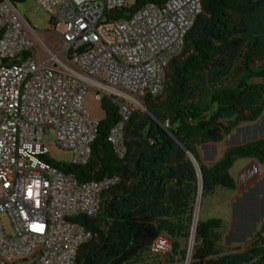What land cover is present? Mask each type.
I'll return each instance as SVG.
<instances>
[{"label":"built area","instance_id":"built-area-1","mask_svg":"<svg viewBox=\"0 0 264 264\" xmlns=\"http://www.w3.org/2000/svg\"><path fill=\"white\" fill-rule=\"evenodd\" d=\"M17 1L0 0V264H75L92 238L75 219L96 216L101 195L120 178L79 183L54 166L43 139L52 133L71 155L62 164L88 163L98 129L85 106L92 88L96 101L109 96L118 107L107 141L122 161L128 103L162 93L202 2H149L112 19L132 0H35L57 29L42 39ZM151 251L165 254L170 242L158 237Z\"/></svg>","mask_w":264,"mask_h":264},{"label":"trees","instance_id":"trees-1","mask_svg":"<svg viewBox=\"0 0 264 264\" xmlns=\"http://www.w3.org/2000/svg\"><path fill=\"white\" fill-rule=\"evenodd\" d=\"M23 1V0H20ZM132 0L110 13L126 19L146 3ZM202 13L186 34L182 58L170 62L161 95L145 96L153 120L134 108L123 130L125 157L118 160L107 141L119 121L109 96L100 99L91 156L84 166L55 163L79 183L118 176L119 183L101 195L96 216L75 222L92 233L77 251L75 264H129L151 251L161 236L170 240L169 263L186 259L198 179L193 164L172 137L196 159L202 197L216 187L235 190L230 169L237 159L264 164V138L230 147L210 164L200 161L197 147L221 142L239 124L256 121L264 111V0H201ZM180 54V55H181ZM166 130L170 133H167ZM172 136V137H171ZM223 221L198 218L189 264H264V223L242 252L219 246Z\"/></svg>","mask_w":264,"mask_h":264},{"label":"rangeland","instance_id":"rangeland-1","mask_svg":"<svg viewBox=\"0 0 264 264\" xmlns=\"http://www.w3.org/2000/svg\"><path fill=\"white\" fill-rule=\"evenodd\" d=\"M16 8L27 19L30 25L44 39L48 32L57 31L50 25L49 17L40 9L35 0H23L16 2ZM54 39L50 40L53 44ZM182 54L176 59H181ZM264 64V57L254 62L255 67ZM170 73V65L166 72V81ZM162 94V93H161ZM160 94V95H161ZM96 93L90 88L85 95V106L88 115L94 120H100L104 112L100 103L96 101ZM143 105V99L134 96ZM128 106L133 110L138 108L132 103ZM264 138V111L254 122H244L234 128L221 142L215 144H203L197 147L200 161L204 165H210L218 161L226 149L245 144L250 141ZM49 156L57 163H68L71 155L63 153L54 141L51 133L43 139ZM230 175L234 179L235 190H227L216 187L214 191L202 197L199 204V217L203 220L218 218L223 221L221 240L218 243L226 251L242 252L247 249L255 235L260 231L264 223V164L255 159H237L230 169ZM101 203V200H100ZM99 203V206H100ZM2 224L8 233H11L8 219L1 217ZM165 237L169 242L170 240ZM182 248H187V243H182ZM168 253V252H167ZM145 253L141 259L129 264H170L168 254ZM174 264H184V261L175 256ZM191 262V261H190Z\"/></svg>","mask_w":264,"mask_h":264},{"label":"water","instance_id":"water-1","mask_svg":"<svg viewBox=\"0 0 264 264\" xmlns=\"http://www.w3.org/2000/svg\"><path fill=\"white\" fill-rule=\"evenodd\" d=\"M136 106L141 111L146 113L149 117H151L153 120H155L153 118V116L151 115V113L142 104L141 105L137 104ZM166 132L169 133L167 130H166ZM169 135H170V133H169ZM172 139L180 146V148L185 152L186 156L188 157V159L193 164L195 172H196V175H197V179H198V192H197L196 203H195V207H194V211H193V222H192L191 234H190V237H189L186 259L184 261V264H189L190 263V258H191L192 247H193V244H194L196 224H197V221H198V219H197V212H198V209H199L198 208V204H199V200H200V198L202 196V176H201L199 165H198L195 157L186 148H184L179 142H177L173 137H172ZM190 239H191V241H190Z\"/></svg>","mask_w":264,"mask_h":264},{"label":"bare ground","instance_id":"bare-ground-1","mask_svg":"<svg viewBox=\"0 0 264 264\" xmlns=\"http://www.w3.org/2000/svg\"><path fill=\"white\" fill-rule=\"evenodd\" d=\"M132 103L135 104V105H137V104L141 105V104H139V102L137 100H133ZM200 200H201V198H200ZM200 200H199V204H200ZM199 204H198V208H199ZM198 218H199V209H198V212H197V219ZM190 241H191V239H190Z\"/></svg>","mask_w":264,"mask_h":264},{"label":"crops","instance_id":"crops-1","mask_svg":"<svg viewBox=\"0 0 264 264\" xmlns=\"http://www.w3.org/2000/svg\"><path fill=\"white\" fill-rule=\"evenodd\" d=\"M259 139H262V138H259Z\"/></svg>","mask_w":264,"mask_h":264}]
</instances>
